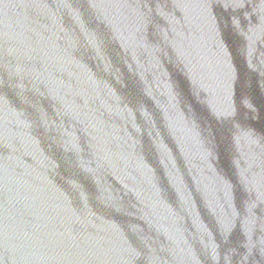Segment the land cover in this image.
<instances>
[{
	"label": "water",
	"instance_id": "95a60500",
	"mask_svg": "<svg viewBox=\"0 0 264 264\" xmlns=\"http://www.w3.org/2000/svg\"><path fill=\"white\" fill-rule=\"evenodd\" d=\"M0 264H264V0H0Z\"/></svg>",
	"mask_w": 264,
	"mask_h": 264
}]
</instances>
